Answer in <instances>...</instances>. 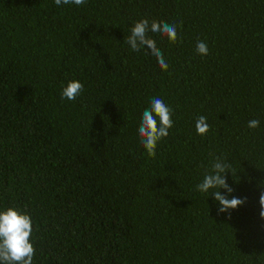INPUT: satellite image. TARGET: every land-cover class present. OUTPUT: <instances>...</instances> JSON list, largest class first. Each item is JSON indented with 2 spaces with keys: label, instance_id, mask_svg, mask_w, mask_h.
I'll return each instance as SVG.
<instances>
[{
  "label": "trees",
  "instance_id": "1",
  "mask_svg": "<svg viewBox=\"0 0 264 264\" xmlns=\"http://www.w3.org/2000/svg\"><path fill=\"white\" fill-rule=\"evenodd\" d=\"M142 19L177 25L148 33L166 71L124 42ZM154 97L173 127L150 157ZM217 157L245 199L224 213L196 189ZM262 182L264 0H0V210L30 215L32 264H264Z\"/></svg>",
  "mask_w": 264,
  "mask_h": 264
},
{
  "label": "clouds",
  "instance_id": "2",
  "mask_svg": "<svg viewBox=\"0 0 264 264\" xmlns=\"http://www.w3.org/2000/svg\"><path fill=\"white\" fill-rule=\"evenodd\" d=\"M55 5L74 4L77 6L86 3V0H54ZM162 35L167 37L170 42L177 40V25H169L166 22L152 21L147 19L135 22L130 29V34L124 42L130 46V50L139 52L147 47L151 54L156 57L159 67L167 70L162 52L156 47L155 40L148 36V33ZM196 51L200 55L208 54L207 44L198 41ZM83 84L79 80H69L62 85L61 99L75 100L83 91ZM173 110L158 97H154L148 109L142 114L138 132L142 146L146 149L150 157H154L158 141L168 136V129L173 127ZM259 120L253 119L248 122L250 129L258 128ZM209 124L205 116H199L195 121L197 134L203 136L209 131ZM231 163L224 162L217 157L211 165V170L205 174L201 183L196 185V189L201 193H208L218 202L219 213L228 212L230 209H236L245 203V199L231 198L228 196L234 191L226 181V174L230 171ZM258 187H264V182ZM220 189H225L228 196L222 195ZM260 212L259 215L264 219V191L259 196ZM32 220L29 214L15 207H8L0 210V264H32L36 249L31 241Z\"/></svg>",
  "mask_w": 264,
  "mask_h": 264
}]
</instances>
